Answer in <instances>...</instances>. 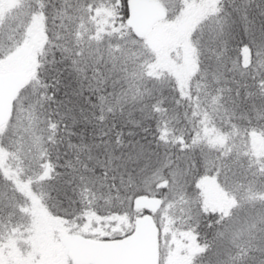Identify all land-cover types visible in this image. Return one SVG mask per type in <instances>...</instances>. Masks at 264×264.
Segmentation results:
<instances>
[{"label":"snow or ice","instance_id":"snow-or-ice-1","mask_svg":"<svg viewBox=\"0 0 264 264\" xmlns=\"http://www.w3.org/2000/svg\"><path fill=\"white\" fill-rule=\"evenodd\" d=\"M0 264H264V0H0Z\"/></svg>","mask_w":264,"mask_h":264}]
</instances>
